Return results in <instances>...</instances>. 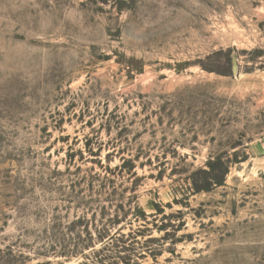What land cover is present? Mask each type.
<instances>
[{"label": "rangeland", "instance_id": "374dc122", "mask_svg": "<svg viewBox=\"0 0 264 264\" xmlns=\"http://www.w3.org/2000/svg\"><path fill=\"white\" fill-rule=\"evenodd\" d=\"M0 264H264V0H0Z\"/></svg>", "mask_w": 264, "mask_h": 264}]
</instances>
